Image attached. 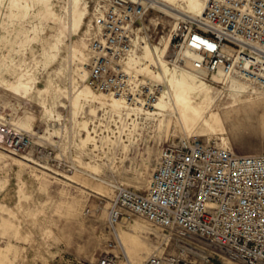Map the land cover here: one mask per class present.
Returning a JSON list of instances; mask_svg holds the SVG:
<instances>
[{"label": "built area", "instance_id": "obj_1", "mask_svg": "<svg viewBox=\"0 0 264 264\" xmlns=\"http://www.w3.org/2000/svg\"><path fill=\"white\" fill-rule=\"evenodd\" d=\"M150 9L155 8L149 0H98L84 31L87 81L129 107L147 106L158 93L159 86L132 63L150 40L145 23ZM166 57L168 65L185 66L203 80L216 73L225 81L233 77L264 90V0H206L202 17L176 20ZM61 120L51 123L60 127ZM94 122L88 127L97 137L95 144L80 148L71 132L50 134L40 125L26 129L12 111L2 110L0 148L50 175L86 173L84 165L107 149L102 136L118 141L128 134V129L119 132V125L104 134ZM109 186L106 221L111 239L95 264L126 260L116 226L131 217L176 239L201 240L242 264H264V153L237 154L217 138L182 137L160 147L143 190L119 182ZM186 245L196 248L192 242ZM165 260L152 253L142 264Z\"/></svg>", "mask_w": 264, "mask_h": 264}, {"label": "rangeland", "instance_id": "obj_2", "mask_svg": "<svg viewBox=\"0 0 264 264\" xmlns=\"http://www.w3.org/2000/svg\"><path fill=\"white\" fill-rule=\"evenodd\" d=\"M87 1L85 23L78 36L71 37L73 43L81 45H87L84 31L93 17L98 0ZM66 2L67 0H30L27 10L20 2L0 0V111H12L19 124L29 120L31 127L40 125L50 134L53 133L45 122L46 116L38 104V97L33 93L30 97L22 98L7 90L1 80L12 82L20 73L31 72L38 78V87L44 86L48 77L64 88L81 83L76 69L81 64L75 60L69 69L66 67L70 40H64L54 61L44 66V59L41 57L42 47L47 45L57 29L44 16L45 8L55 18L60 15L65 17L63 7ZM178 3L181 7L169 5V8H161L163 14L154 7L145 19L149 27L148 33L151 34L148 43L160 47L163 59L165 43L158 44L162 40L161 36L166 40L177 19L191 17V13L183 9L186 4L180 0ZM33 29L36 30L35 33ZM32 36H36L35 39L27 41ZM85 55L88 58L89 51ZM59 68L62 69L61 73L55 74ZM204 82L211 92L210 101L202 104V112L211 120L215 114H219L234 152L264 153V92L223 79L210 78ZM156 85L161 88L159 83L156 82ZM256 95V100L232 106ZM200 100L196 98L197 102ZM45 102L58 112L59 119H63L60 127L54 123L56 134L65 132L68 135L71 132L78 142L75 135L77 128L69 121V108L59 106L62 102L67 104L66 100L61 96L47 95ZM90 108L95 112L90 114ZM83 110L87 124L95 119L94 124L104 134L110 135L112 130H117L118 125L119 132L128 129L124 131L128 132L124 143L132 142L128 155L124 158L119 140L102 136L101 142H108L107 149L103 148L97 154L98 160L89 164L98 167L97 174H101L100 177L93 179L87 173H70L67 176L76 179L70 182L64 177L50 175L43 169L30 166L22 158L10 155L0 148V264H95L111 239L106 221L111 198L109 183L119 182L143 190L163 144L175 141L185 133H195L205 139L215 138L206 133L199 123H192L180 114L179 119L165 116L164 122L159 125L157 115L149 117L138 112L136 116L125 120L126 127L121 129L119 117L120 123L116 120V114L101 105L88 103ZM90 133L97 138L91 130ZM81 136H84L83 133ZM83 156L85 157L84 154ZM100 183L104 186L102 192H99ZM116 229L130 264H142L152 253L166 258L165 264H242L214 251L201 240L176 239L137 217L122 220ZM190 242L196 244V248L186 245ZM124 262L125 260L120 259L118 264H125Z\"/></svg>", "mask_w": 264, "mask_h": 264}, {"label": "bare ground", "instance_id": "obj_3", "mask_svg": "<svg viewBox=\"0 0 264 264\" xmlns=\"http://www.w3.org/2000/svg\"><path fill=\"white\" fill-rule=\"evenodd\" d=\"M178 1L179 0H149L152 6L156 7L162 14L163 10L161 8H169V5L180 6L181 4H179ZM180 1L186 4V7H183V9L191 13L189 14L191 17H202L206 0H202L203 2H201V0ZM13 2H20L27 10L30 4V0H13ZM87 6V0H67L65 6L63 7L64 12L66 13L65 17H62L60 15L58 16V18H55L47 8H45L44 13V16L47 19L51 20L57 27L56 33L52 35V39L47 43V45L42 47L41 57L44 59V66L47 65L50 61H54V59L60 52L64 40H70V43L68 45L66 67L69 69V67L75 60H77L81 64L77 65L76 67V69L78 70L77 77L81 81V83H76V85H73L72 87L64 88L59 84L53 83L52 79L48 77L44 86L38 87L36 85V83L38 82V78L34 74H31V72L20 73L12 82L4 79L1 80V83L6 87L7 90L22 98L30 97L33 93L38 97V104L42 108L43 115L46 116L45 122L49 130H52L51 133H57V129L55 128L54 123L51 122L60 120V116L58 115L57 111L52 110L45 102V96L47 95H51L53 97L61 96L66 100L67 104H64L62 102L59 106L62 108H69V114L72 117L69 118V121L70 124H74L77 128L75 131V135L78 137L77 143L80 147H83L87 143L95 144L94 141L96 140L91 135L87 121L84 119L83 115L85 104L88 103H90L91 105L99 104L103 108H106L112 114H116L121 120V129L126 127L125 120H127L130 116H136L138 112L141 114H146L149 117L157 115L159 118V125L164 122L165 116H173L179 119L178 114H180L186 117L192 123H199V126L206 133L219 139L222 143L230 145V140L226 135V131L219 114H215L214 119L211 120L202 112V104L204 102L210 101L209 93L211 92L208 85H206V83L204 82L205 80L203 81L202 78L196 76L194 72H192L185 66H180L175 63L170 66L166 62L165 54L169 48L170 32L166 40H164V38L161 36L162 40L158 43L159 45H161L162 42L165 43L163 46L164 59L161 58V50L157 44H155V46L150 45V43L148 42H145L141 55L138 58L133 59L132 61L136 70L140 72L144 77H147V79L152 81L154 84H156L157 82L161 85V88H158L156 97L152 101H149L147 106H145V102H143L142 105L136 103L132 107H129L119 97L106 95L96 91L87 81L88 68L86 64L88 58L86 57L85 52L89 51V48L85 44L81 45L79 43H73V41L71 40L72 36H78L82 25L85 23V17L88 13ZM156 19L159 20V17L156 16ZM33 32L35 33L36 30H34ZM35 37L36 36H32L28 38L27 41H32L35 39ZM185 54L190 55L188 52H186ZM152 66H155L156 69H154ZM61 70L62 69L59 68L55 71V74L61 73ZM212 78L218 80L220 79L216 73L212 75ZM70 80H72L71 77ZM227 81L242 85L246 88L255 89L253 86H250L246 82L240 81L233 77L227 79ZM256 89L258 91L260 90L261 92H264V90L261 88ZM196 98L201 99L200 102H197ZM256 99H258L257 95L248 97L239 103L233 104L232 106L251 102ZM94 112L95 111L93 108L89 109L90 114ZM78 118L81 120H78ZM21 125L24 128L29 129L31 128L32 123L29 120H24L22 121ZM82 133L84 136H81ZM193 134L194 135H189V133H185L182 137L199 136L195 133ZM119 141L122 143V152L125 158L128 155V151L132 145V142L124 143V140L120 139ZM85 170L89 175L98 173V167L96 165H89L88 163H86L85 165ZM75 173L77 172H74L71 175ZM91 177L93 179L99 178L96 176ZM65 178L70 182L76 180L75 178L69 176H66ZM99 182L103 181L99 180ZM103 190L104 186L102 185V183H100L99 192H102ZM124 263L130 264L127 257Z\"/></svg>", "mask_w": 264, "mask_h": 264}]
</instances>
